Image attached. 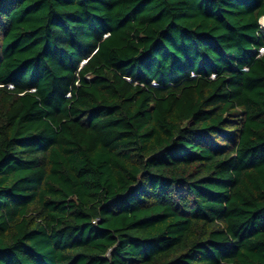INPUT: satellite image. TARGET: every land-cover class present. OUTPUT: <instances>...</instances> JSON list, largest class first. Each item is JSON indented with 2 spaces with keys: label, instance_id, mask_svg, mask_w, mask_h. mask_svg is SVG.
Instances as JSON below:
<instances>
[{
  "label": "trees",
  "instance_id": "1",
  "mask_svg": "<svg viewBox=\"0 0 264 264\" xmlns=\"http://www.w3.org/2000/svg\"><path fill=\"white\" fill-rule=\"evenodd\" d=\"M263 16L0 0V264H264Z\"/></svg>",
  "mask_w": 264,
  "mask_h": 264
},
{
  "label": "rangeland",
  "instance_id": "2",
  "mask_svg": "<svg viewBox=\"0 0 264 264\" xmlns=\"http://www.w3.org/2000/svg\"><path fill=\"white\" fill-rule=\"evenodd\" d=\"M261 24L264 26V16H263V18L261 20Z\"/></svg>",
  "mask_w": 264,
  "mask_h": 264
},
{
  "label": "built area",
  "instance_id": "3",
  "mask_svg": "<svg viewBox=\"0 0 264 264\" xmlns=\"http://www.w3.org/2000/svg\"><path fill=\"white\" fill-rule=\"evenodd\" d=\"M263 51V50H262Z\"/></svg>",
  "mask_w": 264,
  "mask_h": 264
}]
</instances>
